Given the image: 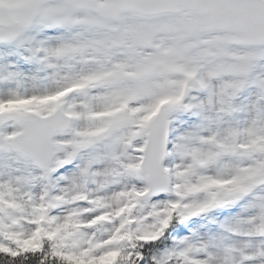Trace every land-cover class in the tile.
Returning a JSON list of instances; mask_svg holds the SVG:
<instances>
[{
	"label": "snow or ice",
	"instance_id": "snow-or-ice-1",
	"mask_svg": "<svg viewBox=\"0 0 264 264\" xmlns=\"http://www.w3.org/2000/svg\"><path fill=\"white\" fill-rule=\"evenodd\" d=\"M0 264H264V0H0Z\"/></svg>",
	"mask_w": 264,
	"mask_h": 264
}]
</instances>
